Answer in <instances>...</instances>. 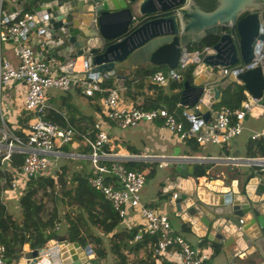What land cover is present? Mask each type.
<instances>
[{
	"label": "water",
	"instance_id": "1",
	"mask_svg": "<svg viewBox=\"0 0 264 264\" xmlns=\"http://www.w3.org/2000/svg\"><path fill=\"white\" fill-rule=\"evenodd\" d=\"M26 11L32 18L22 39L43 43L42 59L58 60L74 82L122 79L147 64L174 69L184 51L193 53L191 78L181 75L178 95L179 105L195 118L193 136L213 131L215 106L235 84L243 88L240 106L246 117L254 107L264 109V0H16L3 16L12 22ZM209 36L217 39L212 45L204 43ZM179 152L175 149L163 165L169 213L199 243L225 255L228 264H264L263 162ZM194 163L205 166L202 174H196ZM224 164L252 169L219 168ZM46 253L61 264H91L90 246L70 242L65 234L20 251L10 264H38Z\"/></svg>",
	"mask_w": 264,
	"mask_h": 264
},
{
	"label": "built area",
	"instance_id": "2",
	"mask_svg": "<svg viewBox=\"0 0 264 264\" xmlns=\"http://www.w3.org/2000/svg\"><path fill=\"white\" fill-rule=\"evenodd\" d=\"M15 2L16 0H12ZM32 18L31 12H24L16 20L8 22L0 14V44L11 43L13 53L17 59L16 64L0 59V99L2 89L12 83H17L25 88L21 108L26 111L42 112L49 107L47 92L50 89L64 90L72 84L78 83L81 94L91 97L100 95V104L105 120L115 127L125 130L134 128L142 123H152L157 120L161 126L174 133L180 139L194 137L198 146L205 144L223 145L231 138L238 136L243 130L245 113L240 109H230L222 106L217 110L215 127L208 135L193 136L190 134L195 118L184 113L190 123L188 129L179 121L174 111L165 106L144 109L138 106H126L119 102L120 92L116 88L106 90L96 78H85L74 82L66 73L59 69L60 62L56 59L45 61L46 53L43 43L36 47L22 43V31L26 22ZM193 53L183 52L176 68L167 71H157L150 79L153 84L165 86L170 81H179L192 63ZM178 106H180L178 104ZM26 142H22L13 132L4 130L1 133L4 144L0 148L5 150L1 160L2 169H9L8 159L12 152L25 154L19 172L24 178L12 180L10 191L18 188L20 183L25 185L29 178H35L47 173L53 166L50 154L55 152L57 146L72 143L74 132L67 125L53 123L48 119L37 116L29 121L26 128ZM93 137L86 136L84 141L89 146V158L92 174L87 175L89 185L102 194L112 208L122 218L128 215L129 209H137L142 218L143 230L156 236L152 256L155 264H161L163 259L173 264H209L211 253L208 249L199 250L192 247L188 241L171 227L166 214L156 213L154 210L141 204V191L146 183V173L128 169L124 164L116 161L107 162L103 147L108 143L109 137L102 122L93 126ZM257 134L251 136L255 138ZM2 145H8L3 148ZM264 164V157L255 158ZM11 170V169H10ZM105 178H112L115 186L108 184ZM15 192V191H14ZM60 223L48 227L47 234H59ZM141 233L135 236L140 238ZM6 247L0 244V264H8L5 259ZM49 254L46 253L38 264H50ZM52 257V256H51ZM50 263H47L46 261Z\"/></svg>",
	"mask_w": 264,
	"mask_h": 264
},
{
	"label": "crops",
	"instance_id": "3",
	"mask_svg": "<svg viewBox=\"0 0 264 264\" xmlns=\"http://www.w3.org/2000/svg\"><path fill=\"white\" fill-rule=\"evenodd\" d=\"M4 4L0 14L7 16L10 14V8L15 2L12 0H0V3ZM24 43V42H22ZM32 47H36L32 41H28ZM25 44V43H24ZM2 46V47H1ZM2 51L4 54L2 55ZM0 59L7 60L12 64L17 63V59L10 49L9 44H0ZM154 65L147 64L146 66H139L135 69L126 71L125 77L122 79H111L115 82L125 80L127 76H134L135 83H141L146 80V84L140 85L139 88L128 91L126 86L121 84L117 88L120 92L119 102L126 106H142L145 102L152 100L157 95V88H162L167 95H172L174 90L170 89L169 82L165 86H159L151 82L150 77L140 76L141 71L152 68ZM161 70L167 71L169 68L166 66H156ZM166 68V69H165ZM120 74V73H119ZM180 81V80H179ZM7 87L11 88L10 91H6ZM5 88L6 94L3 93L0 99V136L4 130L19 129L17 121L21 113L26 111L21 108L23 95L25 88L17 83H12ZM78 83L71 85L66 91L50 89L47 92V98L49 108L58 114L59 120L65 122V125L69 126L74 132L72 143L57 146L55 152L49 156L52 164L55 166V171L51 174L56 176V172L63 174L66 178L67 185L70 187L73 185L72 178L76 175L87 176L91 171V164L89 158V151L82 145L79 140L86 136H90L93 133V126L96 122H102V125L108 132L109 141L103 147V152L106 154V161H116L126 165L129 169L138 171L139 167H142V171L146 173V183L141 191V204L147 208L154 210L159 214H166L171 222V227L175 233L181 234L188 243L199 250L208 249L211 253L209 264H228V260L225 255L215 251L208 243H199L198 239L189 233L186 225H184L180 219L173 217L169 211L165 202V195L162 194V182L166 174L164 168L165 160L171 156L175 149H178L181 155L194 156L200 158H214L244 161L250 159L246 156L247 141L253 135L263 134L264 132V109L254 107L248 112V116L244 118V126L242 132L231 138L227 143L223 145L205 144L198 146L197 151H192L190 146L186 144V139H180L177 133H174L161 126L159 120L152 123H142L134 128L119 129L112 124H109L100 111L95 110L100 108L99 103H93L88 96L81 95L78 90ZM226 93V92H225ZM225 93L223 94V100ZM64 100L71 103L73 110H70ZM217 110L218 104L215 106ZM184 108L182 112L185 113ZM19 126V128H18ZM23 133L26 134V128H23ZM196 165L200 163H194L191 165L195 169ZM211 166V164H209ZM219 168H229L230 170H251L250 166L246 165H221ZM1 182V181H0ZM11 198L9 193H3L2 199L6 205L8 198ZM17 199V196L15 197ZM7 200V201H6ZM57 211L60 219L63 220V215L67 212H63L64 207L67 209H74L75 207H69L62 203L56 204ZM54 204H52V207ZM60 206V207H59ZM7 208V206H6ZM8 210V209H7ZM9 212V211H8ZM64 214H63V213ZM10 213V212H9ZM63 214V215H62ZM20 219L18 216H15ZM64 221V220H63ZM142 218L139 215L137 209H129L128 215L123 220L121 227H131L134 225H142ZM65 222V221H64ZM61 223V222H55ZM64 226L65 224L62 223ZM60 230L63 231L61 228ZM64 234V233H63ZM23 251L30 250L29 245L22 247ZM50 264H61L59 258L49 257ZM87 261L88 258H87ZM84 262L83 264H86ZM161 264H163L161 262ZM173 264V263H172Z\"/></svg>",
	"mask_w": 264,
	"mask_h": 264
},
{
	"label": "trees",
	"instance_id": "4",
	"mask_svg": "<svg viewBox=\"0 0 264 264\" xmlns=\"http://www.w3.org/2000/svg\"><path fill=\"white\" fill-rule=\"evenodd\" d=\"M0 4L1 9H3V2ZM216 40L214 36H209L204 39V43L212 45ZM190 51H194V49L191 48ZM193 67V65H190L183 75V80H190ZM157 71L164 70L152 66L150 69L141 71L137 76L151 77ZM183 80L173 81V83L169 84L170 89L174 90L172 95H167L164 89L157 88V95L152 100L138 107L151 109L165 106L170 111H174L177 119L183 122L185 129H188L190 123L184 116L182 107L178 106V95ZM76 84L77 83H74L72 85ZM121 84L125 85L128 91H131L139 88L140 85H145L146 80L141 83H135L134 76H127L125 80L119 82H115L111 78L101 82V85L106 90L112 88L117 89ZM77 90L81 94L79 87H77ZM62 91H66V89ZM88 98H91L93 103H99L100 95L95 94ZM243 100V88L241 85L235 84L233 89L226 91L224 100L218 104V108L226 106L234 110L240 109ZM64 102L70 110H73L69 101L64 100ZM95 110L96 112L100 111V114L102 113L101 106L100 108H95ZM37 116L48 119L53 123L65 125V122L59 120L58 114L49 107L42 112L24 111L17 121L20 128L18 126L19 129L12 130L14 135L22 142H26L27 140L22 129L27 128L29 121ZM90 137H93V133H91ZM79 138L82 145L89 151V146L84 141V138ZM186 144L190 146L193 152L197 151L198 146L194 137L187 138ZM24 156L25 154L23 153L12 152L8 159L9 169L2 170L1 160L3 155L0 154V179L3 180V182H0V244L6 247L5 259L8 264H10L12 259L17 257V254L22 251V247L25 244H28L30 249H33L38 244L46 242L52 236L57 235L55 232L47 234L45 230L48 227H53L55 222H60L61 219L56 205H59V203L69 206L70 208L75 207L72 211L63 215V220L66 223L64 234L70 242H78L82 247L87 245L90 246L94 254V258L90 260L91 264H104L105 262L107 263V260H109L111 264H155L152 250L156 241V236L145 232L143 230V225L121 227L125 218L120 217L112 208L111 204L104 199L102 194L89 185L86 176H74L71 180L73 185L70 187L67 185L66 178L63 174L56 172V176H52L51 173L55 171V168H52L51 173L29 178L25 181L24 186L21 185L23 188L25 187L24 189L26 190L19 204L20 219H17L13 214L9 213L2 199V195L4 192L11 189L12 180L16 178V173L19 172V167L23 162ZM246 156L249 158L264 157L263 135L250 138L247 141ZM204 168L205 166L200 164L196 165L194 170L197 175H200L203 173ZM136 170L142 171V167ZM92 173L91 170L88 175ZM105 181L115 186V182L112 178H105ZM38 195L41 196L38 197ZM46 197L54 203L52 211L48 216H44V199H46ZM93 228L98 230L101 234L94 233L92 231ZM139 233H141L140 238L136 240L135 236ZM214 250L216 251L215 247ZM162 263L172 264L166 259H163Z\"/></svg>",
	"mask_w": 264,
	"mask_h": 264
},
{
	"label": "rangeland",
	"instance_id": "5",
	"mask_svg": "<svg viewBox=\"0 0 264 264\" xmlns=\"http://www.w3.org/2000/svg\"><path fill=\"white\" fill-rule=\"evenodd\" d=\"M6 1V0H5ZM21 42H24L26 45L27 44H29L28 43V41H25V40H22ZM2 47V46H1ZM9 47H10V49L12 50V44L11 43H9ZM4 54V52L2 51V55ZM7 87V86H6ZM6 87H4L3 89H2V94H1V96L3 95V93H5L6 94V91H10V89L11 88H9V87H7V89H6V91H5V88ZM262 120H264V119H262ZM0 142L2 143V144H4L5 143V141L3 140V137L2 136H0ZM69 144V143H68ZM214 145H217V144H214ZM5 152V150H3V149H1L0 148V153H4ZM52 168H54L55 166L53 165V166H51ZM2 168V167H1ZM52 168L51 169H48L47 170V173H51V171H52ZM3 170V169H2ZM16 179L18 180V181H20V180H23L24 178L21 176V174H20V172H18V173H16ZM0 181L1 182H3V180H1L0 179ZM22 186H24L22 183H20ZM21 185H19L18 186V189H17V187H15V189H13L14 191H10L9 192V194L11 195V198H8L7 196H4V198H8V201H7V203H6V206H7V209H8V211L11 213V214H13L14 216H18L19 218L21 217L20 216V202H21V199H22V196H23V194L25 193V190L26 189H24ZM9 191V190H8ZM8 191L7 192H4L5 194L6 193H8ZM17 196V199H15V197ZM41 195H38V197H40ZM44 216H48L50 213H51V211H52V204H54L53 202H51L47 197H46V199H44ZM60 207V206H59ZM65 210H67L68 212H70V211H72V209H67L66 207H64V210H63V212H67V211H65ZM62 212V213H63ZM64 214V213H63ZM62 214V215H63ZM60 229L62 228L63 229V231L62 230H60L59 231V234H63L64 232H65V229H66V224H65V222L63 221V220H60ZM62 223H64L65 224V226L62 224ZM171 223V222H170ZM92 231L94 232V233H97V234H101L98 230H96L95 228H93L92 229ZM58 234V235H59ZM25 245H28V244H25ZM87 258H88V260H89V262H90V260L91 259H93L94 258V254L92 253V254H90V255H88L87 256ZM104 264H111L110 263V261L109 260H107V263L105 262Z\"/></svg>",
	"mask_w": 264,
	"mask_h": 264
}]
</instances>
